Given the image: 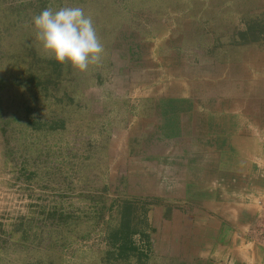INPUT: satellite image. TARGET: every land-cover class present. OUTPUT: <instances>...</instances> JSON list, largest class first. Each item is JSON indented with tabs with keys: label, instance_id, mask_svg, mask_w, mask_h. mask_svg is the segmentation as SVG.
<instances>
[{
	"label": "rangeland",
	"instance_id": "374dc122",
	"mask_svg": "<svg viewBox=\"0 0 264 264\" xmlns=\"http://www.w3.org/2000/svg\"><path fill=\"white\" fill-rule=\"evenodd\" d=\"M60 7L93 19L104 50L85 71L36 39L32 17ZM173 29L191 41L255 40L247 34L264 33V0H0V264L145 261V204L126 196L130 105L117 75L139 40ZM206 30L218 35L194 36ZM130 236L138 249L120 251Z\"/></svg>",
	"mask_w": 264,
	"mask_h": 264
},
{
	"label": "crops",
	"instance_id": "0c3cea01",
	"mask_svg": "<svg viewBox=\"0 0 264 264\" xmlns=\"http://www.w3.org/2000/svg\"><path fill=\"white\" fill-rule=\"evenodd\" d=\"M185 35L139 40L117 75L126 196L145 204L140 264H264V33Z\"/></svg>",
	"mask_w": 264,
	"mask_h": 264
},
{
	"label": "clouds",
	"instance_id": "9594fccd",
	"mask_svg": "<svg viewBox=\"0 0 264 264\" xmlns=\"http://www.w3.org/2000/svg\"><path fill=\"white\" fill-rule=\"evenodd\" d=\"M32 24L43 51L57 62L85 71L100 60L103 45L92 17L82 8H44L32 17Z\"/></svg>",
	"mask_w": 264,
	"mask_h": 264
},
{
	"label": "trees",
	"instance_id": "16d2710c",
	"mask_svg": "<svg viewBox=\"0 0 264 264\" xmlns=\"http://www.w3.org/2000/svg\"><path fill=\"white\" fill-rule=\"evenodd\" d=\"M132 232H137L136 229H133ZM131 231H127L126 235L129 236V234H133ZM145 235V234H144ZM128 238V237H127ZM121 250L120 251H123L124 252V249L129 247L131 250H135V249H138L137 248V245L135 244V242L133 241L132 237L130 236L128 239H127V242H123L121 245ZM145 254H147V251L145 252Z\"/></svg>",
	"mask_w": 264,
	"mask_h": 264
}]
</instances>
